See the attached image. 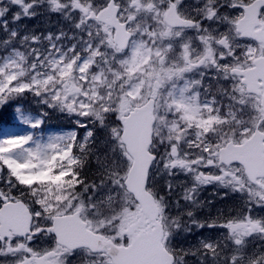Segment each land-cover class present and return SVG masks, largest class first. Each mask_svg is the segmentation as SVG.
Masks as SVG:
<instances>
[{
    "label": "snow or ice",
    "instance_id": "obj_1",
    "mask_svg": "<svg viewBox=\"0 0 264 264\" xmlns=\"http://www.w3.org/2000/svg\"><path fill=\"white\" fill-rule=\"evenodd\" d=\"M4 114L0 264H264V0H0Z\"/></svg>",
    "mask_w": 264,
    "mask_h": 264
},
{
    "label": "rangeland",
    "instance_id": "obj_2",
    "mask_svg": "<svg viewBox=\"0 0 264 264\" xmlns=\"http://www.w3.org/2000/svg\"><path fill=\"white\" fill-rule=\"evenodd\" d=\"M9 119H10V117H7V118H5V119H1V120H0V124H3L6 120H9ZM208 192H210V188H208V189L205 191V193H203V196L206 197Z\"/></svg>",
    "mask_w": 264,
    "mask_h": 264
},
{
    "label": "flooded vegetation",
    "instance_id": "obj_3",
    "mask_svg": "<svg viewBox=\"0 0 264 264\" xmlns=\"http://www.w3.org/2000/svg\"><path fill=\"white\" fill-rule=\"evenodd\" d=\"M209 188H210V187H209ZM211 191H212V189L210 188V192H211ZM210 192L207 193V196H206L207 198H211V197L209 196V193H210Z\"/></svg>",
    "mask_w": 264,
    "mask_h": 264
}]
</instances>
